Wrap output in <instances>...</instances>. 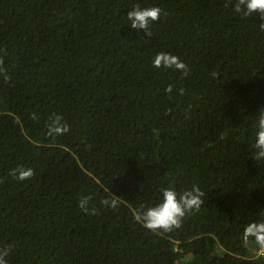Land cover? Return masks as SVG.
I'll return each mask as SVG.
<instances>
[{
	"label": "trees",
	"instance_id": "obj_1",
	"mask_svg": "<svg viewBox=\"0 0 264 264\" xmlns=\"http://www.w3.org/2000/svg\"><path fill=\"white\" fill-rule=\"evenodd\" d=\"M234 3L0 0L8 264H264L259 245L243 240L248 224L264 222V162L252 159L264 21L235 13ZM137 5L161 9L151 36L127 20ZM161 52L189 74L154 67ZM54 114L69 131L49 137ZM17 167L34 176L14 179ZM194 186L203 204L179 228L154 234L137 219L162 202L163 189ZM113 194L116 209L101 203Z\"/></svg>",
	"mask_w": 264,
	"mask_h": 264
},
{
	"label": "clouds",
	"instance_id": "obj_2",
	"mask_svg": "<svg viewBox=\"0 0 264 264\" xmlns=\"http://www.w3.org/2000/svg\"><path fill=\"white\" fill-rule=\"evenodd\" d=\"M233 11L242 17H250L258 14L259 18L264 21V0H235ZM161 9L159 7H150L141 9L137 5L133 10L127 13V20L133 29L144 30L145 36H151L148 31L149 25L159 20ZM260 29L264 31V23H260ZM153 66L156 68H174L180 71L185 77L189 74V69L177 56L170 53L161 52L156 55L153 60ZM0 75H3L5 81L9 79L7 71L4 68V60L0 59ZM173 85H169L166 89L168 94L173 91ZM179 94H184V89H179ZM32 119H37L36 115H32ZM69 131L64 117L60 114H54L49 117L47 124V135L56 137L64 135ZM253 160L264 162V109L258 114L256 123V138L253 145ZM10 176L18 181H25L34 176V170L31 168L17 167L10 171ZM204 193L198 186H194L191 190H186L182 194H178L172 188H166L162 191V202L154 207L145 210L137 217L143 226L151 230L154 234H162L173 231L181 226V222L186 214L193 211H199L203 204L202 197ZM117 196L113 194L111 199H103L101 203L105 207L116 209L119 206ZM89 197H83L79 201V208L85 213L89 212ZM95 212V209H92ZM253 239L259 245L260 251L264 253V222H252L248 224L243 231V240L247 242ZM10 249L0 247V264H8L7 257Z\"/></svg>",
	"mask_w": 264,
	"mask_h": 264
}]
</instances>
